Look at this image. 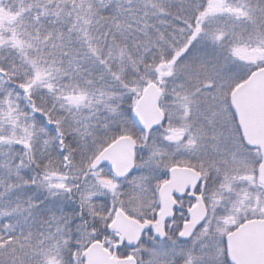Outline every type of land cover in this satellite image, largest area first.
Segmentation results:
<instances>
[{
    "label": "snow or ice",
    "instance_id": "1",
    "mask_svg": "<svg viewBox=\"0 0 264 264\" xmlns=\"http://www.w3.org/2000/svg\"><path fill=\"white\" fill-rule=\"evenodd\" d=\"M0 264H264V0H0Z\"/></svg>",
    "mask_w": 264,
    "mask_h": 264
}]
</instances>
